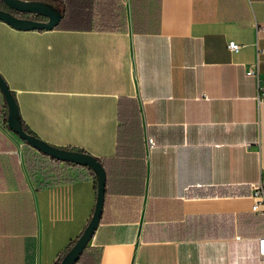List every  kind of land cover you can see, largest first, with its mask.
I'll use <instances>...</instances> for the list:
<instances>
[{
  "label": "crops",
  "instance_id": "obj_1",
  "mask_svg": "<svg viewBox=\"0 0 264 264\" xmlns=\"http://www.w3.org/2000/svg\"><path fill=\"white\" fill-rule=\"evenodd\" d=\"M64 5L51 30L0 20V74L33 135L102 163L88 244L100 264H264V216L251 210L264 100L246 74L257 62L264 75V0ZM6 114L0 92V264H54L94 211L96 179L63 161L43 174Z\"/></svg>",
  "mask_w": 264,
  "mask_h": 264
},
{
  "label": "water",
  "instance_id": "obj_2",
  "mask_svg": "<svg viewBox=\"0 0 264 264\" xmlns=\"http://www.w3.org/2000/svg\"><path fill=\"white\" fill-rule=\"evenodd\" d=\"M0 20L17 30H51L62 19V14L47 3L32 0H1ZM43 17L44 20L37 19ZM0 92L7 106V125L21 140L38 152L53 159L89 167L96 177V203L92 217L59 264H76L81 253L93 238L100 223L105 196L106 173L102 163L91 154L53 146L23 129L17 101L5 79L0 74Z\"/></svg>",
  "mask_w": 264,
  "mask_h": 264
},
{
  "label": "trees",
  "instance_id": "obj_3",
  "mask_svg": "<svg viewBox=\"0 0 264 264\" xmlns=\"http://www.w3.org/2000/svg\"><path fill=\"white\" fill-rule=\"evenodd\" d=\"M32 1H40V2L47 3V4L51 5L52 7L57 9L59 12H61V14L63 16V20H64V17H65L64 0H32ZM0 8H5V6L1 0H0ZM4 120H5L4 121L5 125L8 127V125H7V114L4 116ZM22 126L26 132L33 134L23 122H22ZM23 142H25V141H23ZM25 144H27V143L25 142ZM52 162H59V160L53 159L47 155L42 154L40 156V159L37 160V164H36L37 169H41V172L43 174L44 173H51V172H53V168H49V166L53 164ZM74 167H76L77 169H80V168L87 169L89 171V174L94 179H96L93 171L89 167L77 165V164H74ZM86 176H87V174L81 173L76 179L84 178ZM67 180L71 181V180H73V178H68ZM95 188H96V183H95ZM91 217H92V215H91ZM91 217H90V219H91ZM90 219H89V221H90ZM89 221H88V223H89ZM88 223H87V225H88ZM86 226L84 227V229L86 228ZM84 229L79 233V235H77V237H75L73 240H71L69 242V244L66 246V248L59 254V256L57 257L54 264H59L61 262L63 257L66 255V253L70 250V248L75 244L77 239L83 233ZM101 255H102V248L92 247V246L87 245L85 247V249L83 250V252L81 253L76 264H100L101 263Z\"/></svg>",
  "mask_w": 264,
  "mask_h": 264
},
{
  "label": "built area",
  "instance_id": "obj_4",
  "mask_svg": "<svg viewBox=\"0 0 264 264\" xmlns=\"http://www.w3.org/2000/svg\"><path fill=\"white\" fill-rule=\"evenodd\" d=\"M259 31H264V26H262ZM227 47L232 52H238L240 50V44L235 41H229ZM263 53L264 49H257V55ZM248 76H253L257 82V99L258 101L264 100V75L261 74L258 63L255 62L252 66L248 67L246 70ZM147 145L153 147L155 142L152 138L147 139ZM251 196L253 198V204L251 210L258 215L264 216V178H261L259 182L252 184ZM256 252L259 257L264 258V235L258 236L256 238Z\"/></svg>",
  "mask_w": 264,
  "mask_h": 264
},
{
  "label": "rangeland",
  "instance_id": "obj_5",
  "mask_svg": "<svg viewBox=\"0 0 264 264\" xmlns=\"http://www.w3.org/2000/svg\"><path fill=\"white\" fill-rule=\"evenodd\" d=\"M37 19H41V20H44V18H43V17H40V16H39V17H37Z\"/></svg>",
  "mask_w": 264,
  "mask_h": 264
}]
</instances>
